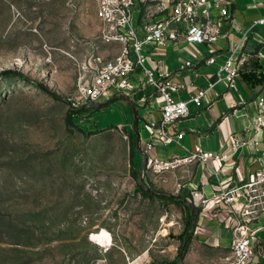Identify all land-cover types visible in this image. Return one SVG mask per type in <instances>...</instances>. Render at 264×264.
<instances>
[{
  "label": "rangeland",
  "instance_id": "374dc122",
  "mask_svg": "<svg viewBox=\"0 0 264 264\" xmlns=\"http://www.w3.org/2000/svg\"><path fill=\"white\" fill-rule=\"evenodd\" d=\"M155 1L138 6L151 19ZM101 25L95 0H0V264L177 260L184 207L149 170L153 197L137 190L128 104H78L89 58H112Z\"/></svg>",
  "mask_w": 264,
  "mask_h": 264
},
{
  "label": "crops",
  "instance_id": "0c3cea01",
  "mask_svg": "<svg viewBox=\"0 0 264 264\" xmlns=\"http://www.w3.org/2000/svg\"><path fill=\"white\" fill-rule=\"evenodd\" d=\"M228 2V18L220 19L216 9L210 13L211 20H221L216 43L190 44L180 37L178 47H148L151 59L160 61V69L169 72L173 81L182 85L175 93L176 97L188 100L192 93L206 91V94L200 106L188 103V117L167 127L169 134L182 136L169 144L156 142L147 156L181 157L196 146L204 151L227 156L222 160L211 159L205 164L194 163L161 174L151 172L155 184L165 192L164 195L182 194L191 202L188 205L193 208L194 219L190 235L185 239L189 238L184 251L185 264H224V257L230 251V226L233 221L228 218L224 204L218 200L220 184H229L240 178L247 179L255 170L264 168V159L261 157L264 151V127L257 131L255 122L258 101L260 97H264V0ZM159 5H165V2L158 1L157 10ZM139 7L136 25L143 23L146 14ZM162 14L160 12L157 18ZM106 45L107 53L110 52L112 58L121 52L122 45L118 42ZM212 49L216 61L214 64H207L204 57ZM230 56H233L234 63L239 66L240 73L233 87H227L218 79L219 68ZM102 57L107 60L103 55ZM182 60L189 61L191 65L180 71ZM151 61L146 66L151 67ZM120 96L123 99L128 96L137 108L138 125L135 121L133 125L140 136L141 149L144 150L150 135L147 125L161 119V101L152 87L142 84L129 95ZM125 102L132 119L133 110L126 100ZM233 136L240 140L256 138L258 145L255 150L242 147L234 149ZM136 160L141 162V157L137 154ZM148 170L150 171L146 164L144 179ZM201 195L204 201L198 198ZM185 217L186 213L183 222L179 224V236L184 232ZM250 227L255 231V237L254 256L249 264H264L258 255L260 250H264V215L252 222ZM144 256L146 257L145 253Z\"/></svg>",
  "mask_w": 264,
  "mask_h": 264
},
{
  "label": "built area",
  "instance_id": "2783aa9c",
  "mask_svg": "<svg viewBox=\"0 0 264 264\" xmlns=\"http://www.w3.org/2000/svg\"><path fill=\"white\" fill-rule=\"evenodd\" d=\"M148 1L155 0H95L97 13L102 24L99 39L103 44L118 42L121 52L111 59H104L101 54L92 55L83 69L78 85L79 106L112 99L117 95H129L140 84L152 87L161 104V119L147 125L149 138L145 142L144 153L151 151L156 142L169 144L182 135H171L167 127L175 125L188 117V103L200 106L206 91L192 93L188 100L175 96L182 86L173 81L169 72L160 69L161 62L151 59L148 47L164 49L178 47L180 37L190 44L216 43L219 39L218 25L221 18H228V0H166L159 5L157 12L163 13L159 18L151 19V14L144 16L141 25L134 24V10ZM162 2V1H161ZM213 9L219 11L218 22L211 20ZM152 60V66H146ZM205 63L214 64V50L204 57ZM189 61L182 60L180 71L190 67ZM239 66L230 56L219 68L218 79L227 87H233L239 77ZM258 115L255 118L256 130L264 127V97L258 101ZM258 140H240L232 137V147L237 149H256ZM225 154L204 151L194 147L185 155L175 158H162L158 155L148 157L147 167L154 174L174 171L194 163L205 164L211 159L222 160ZM261 157L264 159V151ZM204 201L201 195L198 197ZM218 200L232 219L231 246L224 257V264H249L254 256L253 240L255 231L250 224L264 215V168L255 170L246 178H240L229 184H220ZM258 255L264 261V250Z\"/></svg>",
  "mask_w": 264,
  "mask_h": 264
},
{
  "label": "water",
  "instance_id": "95a60500",
  "mask_svg": "<svg viewBox=\"0 0 264 264\" xmlns=\"http://www.w3.org/2000/svg\"><path fill=\"white\" fill-rule=\"evenodd\" d=\"M124 99L129 103L130 107L132 108L135 124L138 125V111H137L136 106L134 105V103L131 101V99L128 96H125ZM109 103H110V101H108L106 103L95 102V103H91L89 105H86L84 107L92 108V109H100V108L108 105ZM135 133H136V150H137L138 155L141 157V162H140V160H138V163H137V166H138V173H137L138 182H139V184L142 186V188L145 191H147L148 193H153L149 189V187L146 185V183L144 182V179H143V170H144V168L146 167V164H147V156L143 152V150L141 149L140 136L138 134V131L136 130ZM168 196L170 198H172V199H182V200L186 201L187 204L191 203L190 200L187 197H185L184 195H182V194L168 195ZM192 209L193 208H191V210ZM188 239L184 241L182 249H181V251L179 253V264H183L184 251H185V247H186V244L188 242Z\"/></svg>",
  "mask_w": 264,
  "mask_h": 264
},
{
  "label": "trees",
  "instance_id": "16d2710c",
  "mask_svg": "<svg viewBox=\"0 0 264 264\" xmlns=\"http://www.w3.org/2000/svg\"><path fill=\"white\" fill-rule=\"evenodd\" d=\"M55 98L59 99L56 96H55ZM79 113H80V108L79 109L71 108V114L72 115L79 114ZM70 120H72V116H71ZM133 175L136 177V173L135 172H133ZM137 190L139 192H141L144 196L153 197V195L149 194L147 191H145L139 183H137ZM162 198H166L170 202L181 204L184 207L185 213H186L185 227H184V232L179 236V239L184 241L190 235L191 229L193 228V219H194V217L192 215V210H191L190 206L186 203V201H184L182 199H172L169 196L167 197L166 195H162ZM167 264H179L178 263V257H177L176 261L171 262V263H167Z\"/></svg>",
  "mask_w": 264,
  "mask_h": 264
}]
</instances>
